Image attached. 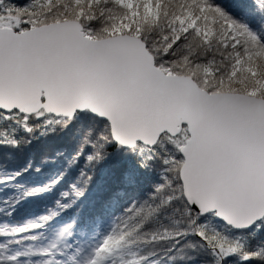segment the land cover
Listing matches in <instances>:
<instances>
[{"label":"snow or ice","instance_id":"snow-or-ice-1","mask_svg":"<svg viewBox=\"0 0 264 264\" xmlns=\"http://www.w3.org/2000/svg\"><path fill=\"white\" fill-rule=\"evenodd\" d=\"M48 137L0 264H264V0H0V149Z\"/></svg>","mask_w":264,"mask_h":264},{"label":"trees","instance_id":"trees-1","mask_svg":"<svg viewBox=\"0 0 264 264\" xmlns=\"http://www.w3.org/2000/svg\"><path fill=\"white\" fill-rule=\"evenodd\" d=\"M66 137H48L35 141L30 147L22 148L20 150H12L9 148L0 149V176L5 172L11 171L24 163L29 157L33 156L36 161H39L42 155H51L52 151L57 147L67 146ZM29 183L41 182L44 179L43 175L36 176L35 178L24 177ZM11 189L4 190L0 186V199L9 195ZM52 201L51 196L41 197L40 199H29L22 207L14 211L11 215H0V223L8 225H17L23 223L34 216L41 214L45 210L46 205H50ZM87 214V209L85 210ZM71 213H65L53 221L54 226H59L65 223ZM45 235L50 238L51 230L45 232ZM42 242V241H41Z\"/></svg>","mask_w":264,"mask_h":264}]
</instances>
